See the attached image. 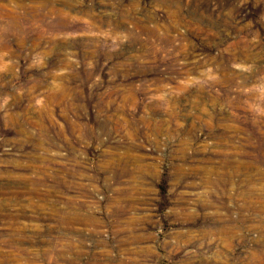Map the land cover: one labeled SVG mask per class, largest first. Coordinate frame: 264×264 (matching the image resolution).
<instances>
[{"label":"rangeland","instance_id":"374dc122","mask_svg":"<svg viewBox=\"0 0 264 264\" xmlns=\"http://www.w3.org/2000/svg\"><path fill=\"white\" fill-rule=\"evenodd\" d=\"M0 264H264V0H0Z\"/></svg>","mask_w":264,"mask_h":264}]
</instances>
